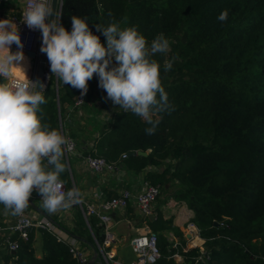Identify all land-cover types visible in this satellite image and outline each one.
<instances>
[{
  "label": "trees",
  "instance_id": "obj_1",
  "mask_svg": "<svg viewBox=\"0 0 264 264\" xmlns=\"http://www.w3.org/2000/svg\"><path fill=\"white\" fill-rule=\"evenodd\" d=\"M225 10L228 18L221 22L217 18ZM72 16L85 19L105 45L97 24L135 28L149 47L163 34L169 52L150 59L160 65L172 110L153 117L159 123L152 135L145 132L151 125L119 106L106 109L101 122L91 118V131L82 134L64 115L69 106L76 108L81 91L64 85L50 70L42 93L45 103L37 112L42 125L60 133L62 129L65 137L79 136L81 144L90 140L84 153L118 168L135 174L148 166L159 169L147 171L145 179L165 193L173 188L170 195L193 212L187 222H194L204 242L203 252L199 247L183 251L184 234L158 211L148 219L158 235L156 264H264V0H64L60 23L69 32ZM169 60L173 66L165 71ZM114 66L115 61L109 67ZM96 79L94 74L88 81L85 99L94 97ZM136 150L150 151L128 156ZM61 176L67 191L72 189L67 171ZM72 206L85 233H69L100 243L103 232L97 218L89 217L87 224L78 205ZM168 232L178 240L169 241ZM0 251L3 261L13 256ZM14 256L18 264H80L65 243L41 229L19 239ZM99 258L98 253L95 261Z\"/></svg>",
  "mask_w": 264,
  "mask_h": 264
},
{
  "label": "clouds",
  "instance_id": "obj_2",
  "mask_svg": "<svg viewBox=\"0 0 264 264\" xmlns=\"http://www.w3.org/2000/svg\"><path fill=\"white\" fill-rule=\"evenodd\" d=\"M63 3L58 0L51 22L46 21L53 16L52 0H27L22 15V23L29 29L41 31L40 51L46 54L51 73L64 85L79 89L82 96L95 74L107 99L124 112L141 117L151 125L146 134H154L159 121L153 117L171 111L172 106L161 84L160 65L150 57L168 53L169 41L161 34L149 47L135 28L121 29L113 22L106 27L96 25L106 38V45L102 44L83 18L72 16L71 32L61 25ZM227 18L225 10L217 19L223 22ZM12 44L19 50L12 52ZM22 49L17 25L0 20V77L8 81L0 84V204L6 214L18 217L28 208L33 190L50 214L69 209L81 196L76 188L62 190L60 175L67 171L62 160L72 146L58 130L42 125L37 112L45 103L44 85L37 91L39 82L27 78L20 66L25 59ZM113 61L116 66L110 68ZM172 66L171 60L166 61L164 70ZM17 69H22L23 75Z\"/></svg>",
  "mask_w": 264,
  "mask_h": 264
},
{
  "label": "built area",
  "instance_id": "obj_3",
  "mask_svg": "<svg viewBox=\"0 0 264 264\" xmlns=\"http://www.w3.org/2000/svg\"><path fill=\"white\" fill-rule=\"evenodd\" d=\"M20 4V11L18 15H12L8 18H3L0 15V20L8 19L15 23L19 29V35L21 42L23 44V53L28 59H33L38 54V43L42 35L40 30L29 29L24 23H22V15L24 9L27 7V0H18ZM40 44V43H39ZM13 49L18 51L19 49L15 44H13ZM47 71L49 75L50 63L47 61ZM32 81L33 77L28 71V77ZM15 79V78H14ZM6 81L5 84H7ZM2 84V83H1ZM84 103V98L82 96L75 100L74 105L80 106ZM63 135V133L61 132ZM64 136V135H63ZM67 137V136H66ZM71 146L72 151L66 152L65 157L67 158L75 149V142L72 138L67 137ZM126 155L123 154V157ZM85 163L87 168L94 173L110 172L116 174L119 168L112 162L106 161L103 157L86 155ZM141 184L139 189L132 193L129 189H119L118 192L107 198L95 202H84L80 198L77 204L81 210L83 218L88 224V219L94 216L98 220V224L102 227L103 238L99 243L94 239L95 246L97 247L98 253L100 255V260L97 264H156L160 257V250L157 244L158 235L155 231L146 227L143 232H138L134 235L130 241L129 245L133 254V259L129 262H125L117 258L115 251L113 250V245L115 243V237L110 230V224L112 221L111 213L114 211H119L125 209L129 202L134 200L143 220H148L151 215H153V203L156 197L160 193V186L158 184H153L149 180L145 179L144 176L140 178ZM73 188L74 185H73ZM63 191L67 192L66 185L63 182ZM36 191V190H33ZM32 197V196H31ZM37 199L42 206V200L39 193L36 195ZM96 197V196H95ZM73 204V205H74ZM33 210V209H32ZM45 230L52 234L58 241L65 243L68 246L69 252L72 257L75 258L80 264H87L91 258L90 249L87 248L80 240L76 239L71 233L66 231L64 228L54 223L47 216H44L38 212H29L25 209L22 216H15L13 221L9 224L1 225L0 232L2 233L0 237V250L4 249L6 253L13 256L9 257L7 261H3L0 258V264H18L14 256L15 251L19 246V239L27 240L29 232L31 230ZM185 239L186 244L182 248L186 251L190 247H199L203 252V242L204 240L199 236V229L194 224V222L189 221L185 225ZM199 238L200 242L198 244H193V240ZM177 261H181L179 254H174ZM207 259L208 256L205 255Z\"/></svg>",
  "mask_w": 264,
  "mask_h": 264
},
{
  "label": "crops",
  "instance_id": "obj_4",
  "mask_svg": "<svg viewBox=\"0 0 264 264\" xmlns=\"http://www.w3.org/2000/svg\"><path fill=\"white\" fill-rule=\"evenodd\" d=\"M0 1L4 2L5 4V8L0 12V15L3 18H8L5 16L6 13H8L9 17L19 14L21 7L18 0ZM10 49L12 52H16V50L13 49V44L10 46ZM24 57L25 59L20 62V66L23 68V65H25L23 69L29 71V59L25 55ZM19 78L20 77L18 76V78L15 79ZM3 80L4 78L2 77L0 84ZM98 83L99 79H96V86ZM98 88L99 87H97V90ZM93 99L94 97L88 99L84 98V103L82 105L78 107L76 106V108H72V106H69L67 108V111L64 113V115H66V118L68 117L69 119H71V123L75 127H73L74 131L76 130L77 132L79 131V129H81L82 134L88 135L91 131L87 130V128L89 127L88 123L90 119L93 118L96 122H101V120L105 119L104 115L107 114V110L109 108H112H105L102 103H100L98 100L94 101ZM78 138L79 136H77L76 138L74 137L73 141L75 142V149L70 155H68L67 158L64 156L62 162H64L67 166V173L69 175L70 182L72 181V185L76 186L78 184L80 186V190L84 195L85 202H95L102 199H107L115 195L119 189L123 188L129 189L132 193H135L140 187L142 181L140 178L144 176L147 171H159V169L155 166H148L143 172H140L138 174L132 173L123 168H119V171H117L116 174L110 172L94 173L87 168L85 163V157L87 154L84 153V145L86 144V146H90L91 141L87 140L85 141V144H81L78 143ZM61 175V181H65V178ZM166 184L165 187H168V183ZM97 188H99V191H97ZM172 189L173 188H169L168 193L162 191L161 199L153 203V215L151 218L154 219L156 213L160 211L163 214V218L172 219V224L185 235V224L188 220L191 219V217L193 216V212L188 209L185 202L176 201L172 198V196L170 195ZM31 196L34 197V191L32 192ZM36 200L38 201V203H35L33 200L32 201L40 206L51 220L59 224L62 228H65L66 231L69 232L72 230H76L77 232L85 233L83 226H81L78 221L77 214L75 213V208L73 206H71L69 209L60 210L56 213L50 214L40 205V202L37 198ZM26 210H28L29 212L35 211L34 209L32 210V207L31 209L26 208ZM111 217L112 221L110 224V230L115 237L113 250L115 251L118 259L129 262L133 258L131 253L132 251L129 245L130 239L138 232H143L146 227L150 228V226L147 220H143L138 206L136 205L134 200L130 201L125 209L114 211L113 213H111ZM100 231L103 232L102 228L100 229ZM169 233L172 236L173 240H178V237L175 236L173 232ZM76 235L78 234L76 233ZM34 246L36 247L37 255H39V241H36L34 243ZM87 248L90 249V253L92 256L91 247L87 246ZM94 264H97V261H95Z\"/></svg>",
  "mask_w": 264,
  "mask_h": 264
},
{
  "label": "water",
  "instance_id": "obj_5",
  "mask_svg": "<svg viewBox=\"0 0 264 264\" xmlns=\"http://www.w3.org/2000/svg\"><path fill=\"white\" fill-rule=\"evenodd\" d=\"M52 5H53V16L49 17L46 22H51V19L54 18V14H55L56 8L58 6V0H52ZM39 43L40 44L38 46V54H37V56L34 57L33 59H29V72H30L31 76L33 77L32 81L33 82H37V81L39 82L37 84V89H36L37 91H40L41 90L40 89V86H39L40 84H43L44 87L46 86L47 81H48V76H49L48 75L47 68H46L48 58H47L46 54H44V53H42L40 51L41 44H42V35L40 37ZM3 83H6V80H3L2 81V84ZM56 89H57V82H56ZM149 151L150 150H146V151H144V150H136V151H133V152H129L128 153V156H130L132 154L146 156ZM166 186H167V184H166ZM97 191H99V188H97ZM29 205L32 207V209H34L38 213H40V214H42L44 216H47V214L45 213V211L40 206H38L37 204H35L31 199L29 200ZM151 217H152V215L149 218L152 219ZM214 224L216 225L217 222L214 221ZM73 236L76 239L80 240L83 243H86L88 246L91 247V249H92V256H91V258H90V260L88 261L87 264H94L95 259H96V256L98 254L97 247L93 243H91L88 240L84 239L83 237H80V236H77V235H73Z\"/></svg>",
  "mask_w": 264,
  "mask_h": 264
},
{
  "label": "rangeland",
  "instance_id": "obj_6",
  "mask_svg": "<svg viewBox=\"0 0 264 264\" xmlns=\"http://www.w3.org/2000/svg\"><path fill=\"white\" fill-rule=\"evenodd\" d=\"M5 8V4H4V2H1L0 1V12L1 11H3V9ZM14 13H16V12H14ZM5 16L6 17H9V15H8V13H6L5 14ZM158 54V53H157ZM24 70V69H23ZM23 70L22 69H17L16 71H18V72H20V74L21 75H23ZM24 72H25V74H26V76L28 77V71H26V70H24ZM14 78H18V76H14ZM99 84V83H98ZM98 84H97V86L95 87V89L93 90V94H94V101L95 100H98L100 103H102V105L106 108V107H114V105H113V103H112V101L110 100V99H107V93H106V91L105 90H103L102 88H100L99 86H98ZM97 87H99L98 88V90H97ZM99 92V93H98ZM93 96V95H92ZM99 104V103H98ZM105 114V113H104ZM106 116H107V114L106 115H104V117L106 118ZM70 155V154H69ZM72 182V181H71ZM76 189H79V191H80V193H81V196H80V198H81V200L82 201H84L85 202V200H84V195H83V193L81 192V190H80V186L77 184L76 186H74ZM173 190V189H172ZM35 192V191H34ZM162 195V190H160V193H159V195L156 197V199H155V201H157V200H160L161 199V196ZM35 201V203H38V201L35 199L34 200ZM28 211V210H27ZM14 217L15 216H13V215H11V213L9 212V213H5V209H4V206L2 205V204H0V224L1 225H7V224H9V223H11V221H13V219H14ZM147 222H148V220H147ZM149 224V223H148ZM149 226H150V229L151 230H153V227L149 224ZM154 231V230H153ZM156 232V231H155ZM157 233V232H156ZM1 235H2V233L0 232V237H1ZM167 238H168V240L169 241H173V238H172V236L170 235V233L168 232V234H167ZM132 253V252H131ZM132 256H133V254H132ZM0 258H1V260L3 259V257H2V255H1V251H0ZM180 258H182L181 256H180ZM133 259V258H132Z\"/></svg>",
  "mask_w": 264,
  "mask_h": 264
},
{
  "label": "bare ground",
  "instance_id": "obj_7",
  "mask_svg": "<svg viewBox=\"0 0 264 264\" xmlns=\"http://www.w3.org/2000/svg\"><path fill=\"white\" fill-rule=\"evenodd\" d=\"M24 54V53H23ZM25 55V54H24ZM26 56V55H25ZM195 239H197V238H195Z\"/></svg>",
  "mask_w": 264,
  "mask_h": 264
}]
</instances>
